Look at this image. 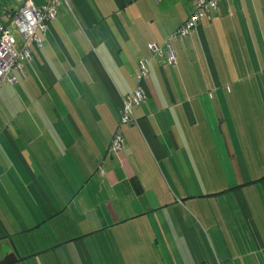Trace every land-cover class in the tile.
Masks as SVG:
<instances>
[{
    "label": "crops",
    "instance_id": "crops-1",
    "mask_svg": "<svg viewBox=\"0 0 264 264\" xmlns=\"http://www.w3.org/2000/svg\"><path fill=\"white\" fill-rule=\"evenodd\" d=\"M191 10L57 9L0 87V261L13 244V264H264V0L221 1L170 42L175 64L152 56ZM141 58L146 98L121 126Z\"/></svg>",
    "mask_w": 264,
    "mask_h": 264
},
{
    "label": "built area",
    "instance_id": "built-area-1",
    "mask_svg": "<svg viewBox=\"0 0 264 264\" xmlns=\"http://www.w3.org/2000/svg\"><path fill=\"white\" fill-rule=\"evenodd\" d=\"M14 1L19 3V7L8 15V24L0 21V87L2 84L14 83L12 72L22 69L23 63L30 59L31 49L34 46H41L40 36L45 33L47 25L56 19L57 9L63 3L67 5V0H47L41 6H36L31 0ZM153 1L159 3L165 0ZM185 1L192 5L188 18L170 33L163 47L155 44L147 46L152 56L168 64H175V53L170 42L188 38L201 19L215 11L221 1L227 3L229 0ZM148 74L149 60L141 58L134 72L136 86L122 101L119 125H129L135 121L133 110L140 106L146 98L141 83L146 80ZM123 147L124 138L116 132L110 142V152L119 154Z\"/></svg>",
    "mask_w": 264,
    "mask_h": 264
},
{
    "label": "water",
    "instance_id": "water-1",
    "mask_svg": "<svg viewBox=\"0 0 264 264\" xmlns=\"http://www.w3.org/2000/svg\"><path fill=\"white\" fill-rule=\"evenodd\" d=\"M19 258V253L15 245H11V251L0 261V264H13Z\"/></svg>",
    "mask_w": 264,
    "mask_h": 264
},
{
    "label": "rangeland",
    "instance_id": "rangeland-1",
    "mask_svg": "<svg viewBox=\"0 0 264 264\" xmlns=\"http://www.w3.org/2000/svg\"><path fill=\"white\" fill-rule=\"evenodd\" d=\"M0 3L7 4V5L9 4V5H11V8H14V9H18V7H19V4L15 3L13 1H10V0H0ZM3 4H0V5H3Z\"/></svg>",
    "mask_w": 264,
    "mask_h": 264
}]
</instances>
